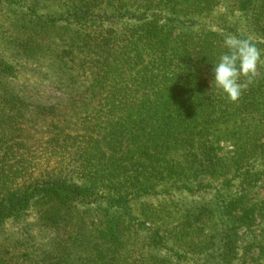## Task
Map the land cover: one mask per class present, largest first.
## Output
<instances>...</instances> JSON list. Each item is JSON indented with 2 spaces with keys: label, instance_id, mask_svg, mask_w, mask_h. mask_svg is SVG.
I'll use <instances>...</instances> for the list:
<instances>
[{
  "label": "trees",
  "instance_id": "trees-1",
  "mask_svg": "<svg viewBox=\"0 0 264 264\" xmlns=\"http://www.w3.org/2000/svg\"><path fill=\"white\" fill-rule=\"evenodd\" d=\"M229 34L262 60L264 0H0V264H264V64L211 90Z\"/></svg>",
  "mask_w": 264,
  "mask_h": 264
},
{
  "label": "clouds",
  "instance_id": "clouds-1",
  "mask_svg": "<svg viewBox=\"0 0 264 264\" xmlns=\"http://www.w3.org/2000/svg\"><path fill=\"white\" fill-rule=\"evenodd\" d=\"M223 46L226 51L212 64L211 90H218L235 103L253 82L261 55L251 40L232 34L224 37ZM241 77L245 78L244 82Z\"/></svg>",
  "mask_w": 264,
  "mask_h": 264
},
{
  "label": "rangeland",
  "instance_id": "rangeland-1",
  "mask_svg": "<svg viewBox=\"0 0 264 264\" xmlns=\"http://www.w3.org/2000/svg\"><path fill=\"white\" fill-rule=\"evenodd\" d=\"M264 64V58L261 60ZM221 155L231 157L233 156V146L230 143H221ZM243 187L240 186L239 180H235L231 183V185H227L222 181H216L212 183V187L208 189L207 192L197 193L194 195H187L188 201H201L205 203H214V204H221L223 200H227L229 195L241 192ZM257 188L262 189V193L264 194V180L259 182ZM17 224L8 225L6 230L9 231L15 228Z\"/></svg>",
  "mask_w": 264,
  "mask_h": 264
}]
</instances>
